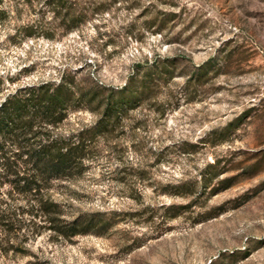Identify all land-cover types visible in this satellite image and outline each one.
Instances as JSON below:
<instances>
[{
    "label": "rangeland",
    "instance_id": "obj_1",
    "mask_svg": "<svg viewBox=\"0 0 264 264\" xmlns=\"http://www.w3.org/2000/svg\"><path fill=\"white\" fill-rule=\"evenodd\" d=\"M0 9V97L62 76L101 90L68 113L66 132L98 121L109 89L132 102L92 141L83 172L48 190L61 220L108 223L64 236L9 196L15 227L0 225V264H264V0Z\"/></svg>",
    "mask_w": 264,
    "mask_h": 264
},
{
    "label": "trees",
    "instance_id": "obj_2",
    "mask_svg": "<svg viewBox=\"0 0 264 264\" xmlns=\"http://www.w3.org/2000/svg\"><path fill=\"white\" fill-rule=\"evenodd\" d=\"M2 84L0 77V94ZM109 90L97 101L104 104L98 121L77 132L60 131L61 124L70 111L89 107L101 90L77 89L73 78L62 76L58 82L18 86L0 97V225L4 230L15 227L12 205L6 201L13 195L27 199V213L43 217L49 228L64 236L92 233L108 223L98 213L61 220L60 205L48 190L53 181L83 172L92 141L132 103ZM124 91L126 87H121L117 94Z\"/></svg>",
    "mask_w": 264,
    "mask_h": 264
}]
</instances>
